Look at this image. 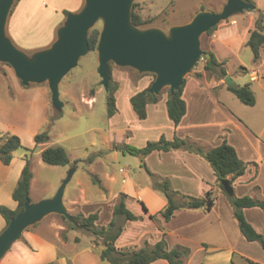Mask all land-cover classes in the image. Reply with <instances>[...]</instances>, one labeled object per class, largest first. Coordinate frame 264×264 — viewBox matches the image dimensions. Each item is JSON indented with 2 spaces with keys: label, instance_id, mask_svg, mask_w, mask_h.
Listing matches in <instances>:
<instances>
[{
  "label": "crops",
  "instance_id": "crops-1",
  "mask_svg": "<svg viewBox=\"0 0 264 264\" xmlns=\"http://www.w3.org/2000/svg\"><path fill=\"white\" fill-rule=\"evenodd\" d=\"M49 1L51 2V0ZM252 1L256 8L255 12L244 11L242 12L241 21L233 18L218 25L213 34L207 36L210 47L208 53H212L216 60L223 64L227 75L234 80L235 86L250 85L256 98L255 106L251 107L254 114H250L247 119L242 118L240 115V111H242L241 102L226 86L224 79L219 78L217 75L209 77L208 72L203 68L202 71L186 79L182 97L186 102L187 112L177 127L168 117L166 104L168 96L162 98L157 104L147 106V118L142 120L146 128L142 130L154 136H145L136 148H143L148 142L158 141L162 136L167 140H173L175 137L186 139L205 150H211L226 141L236 150L239 158L248 164L246 173L233 184L234 196L238 198L250 196L253 199L264 201V45L260 50L259 61L257 63L253 61L251 68H246L244 65L247 64L238 57L243 49L248 48L246 43L251 31L255 29L256 20L259 18L258 11H260L261 20L264 23V6L260 8L254 0ZM38 2V0H20L12 18L10 37L14 44L23 51H39L49 47L53 42L52 33L65 20L66 16L63 17L62 13L78 12L84 5V0H54V2H57L56 7L53 6L50 9L43 10L40 7L45 8L47 2L41 1L40 5ZM197 74L201 76L197 77ZM243 74H246V79L242 78ZM6 80H11L9 75L4 76L0 72L2 83L0 90L4 91V88L10 86ZM14 88L15 90L19 89L17 85H14ZM126 102L128 103V100ZM46 119L47 114L43 118L44 123L42 122L41 126H46ZM130 125H132L131 121ZM130 125L126 123L125 129L121 130L122 133ZM129 129H131L132 135L127 138L123 135L128 142L126 143L125 140L122 142L131 145L136 139L135 132L140 129L136 127H130ZM40 147L42 152L43 149L50 146L45 144ZM116 151L122 156L127 154L117 149ZM139 159L153 174L169 180L175 191L191 197H204L206 193L213 192L216 200L214 207L209 212L200 209L178 210L170 222H165L160 217L153 220L151 216L158 215L166 207L165 197L152 189L149 175H147L148 179L142 181H137L134 174L132 177L130 175L124 180L121 190H123L122 194L127 196V208L141 219L124 224V230L116 241L117 248H142L146 242L149 245H155L164 239L169 250L178 246L190 250V256L185 261V264H188L192 255V250L187 244L190 239L179 235L180 223L178 224V231L174 232L172 226L179 218L185 221V217H207L208 214L214 212L216 203L220 199L225 202L224 206L227 207L228 212L231 208L228 219L233 230L232 236L235 237V239L233 238L234 241L236 243L243 241L249 246L257 243L248 242L240 233L228 196L217 188V177L210 165L200 156L177 150L166 153L153 152L146 158L141 159L139 157ZM24 165L25 155L17 156V152L14 153V159L9 166L3 165L0 161V205L7 206L12 210L17 208V203L12 199V193ZM139 169H142L141 165H139ZM138 175H141V173H138ZM88 197L90 199L93 196ZM99 203L96 199L94 201L90 199L92 205L95 204L96 206ZM142 204L147 211L144 210ZM114 206L111 215L108 212L106 218H102V214H98V211L94 212L99 215L100 220L98 221L103 220L101 226H107L113 220ZM244 215L254 229L264 236V211L260 208H247L244 209ZM217 219L221 220V224L218 226V237L220 238L218 243L221 244L226 240L227 230L226 227L223 229L220 215H217ZM5 227L6 222L0 216V233ZM41 228L46 227L42 225L39 229L37 227L32 228L25 233V244L19 242L14 245V252L10 254H16L19 260L12 264H47L59 260L69 261L70 264H100V248L91 243V239L84 241L83 238L79 237L80 241L75 243L77 236L74 235V231L68 232L66 242L60 239L58 232L55 238L50 239L43 236ZM175 235L177 237L174 238ZM71 240L75 245L74 250L66 252L67 243H71ZM192 242L194 243V240ZM197 243L203 252L209 253V255L214 254L209 252L210 244L208 242L199 241ZM237 247L238 245L229 243L225 263L236 264L235 258H240L247 264H249L248 260L261 264ZM153 264L169 263L165 260H158Z\"/></svg>",
  "mask_w": 264,
  "mask_h": 264
},
{
  "label": "rangeland",
  "instance_id": "rangeland-1",
  "mask_svg": "<svg viewBox=\"0 0 264 264\" xmlns=\"http://www.w3.org/2000/svg\"><path fill=\"white\" fill-rule=\"evenodd\" d=\"M19 1L20 0H15L7 20L6 35L10 39L11 22ZM38 1L40 2H38L39 5L41 1L47 2L45 8L40 7L43 10L50 9L53 6L56 7L57 4L54 0H51V2L49 0ZM228 1L229 0H135L133 9L136 13L140 14L144 20H151V24L148 28H159L169 35V29L171 27L182 26L189 23L201 11L221 12L224 6L228 4ZM254 1L260 8H263L264 0ZM62 14L64 17L65 13ZM241 16L242 12H236L232 14L226 22L233 18L241 21ZM258 19H261V14H259ZM65 20L59 24V27L52 33L53 42L57 37L58 29L63 25ZM223 23L224 22L220 24ZM102 28L103 20H100L93 29H99L101 33ZM208 40L207 34L201 37V49L204 55H202L196 66L187 75L186 79L203 70L206 62L205 54L208 53L210 48ZM23 52L29 58H32L37 51L29 50ZM238 57L247 64L244 65L246 68H251L253 66V53L249 48L243 49ZM236 62L238 63V61ZM98 65V51H90L86 56L80 59L77 67L71 70L62 79L59 85V91L60 99L64 106L62 110L59 111L52 105L48 83L24 86L15 76L13 68L8 64L0 62V72L4 76L9 75V78H11V80H6L7 84L10 86L6 89L4 88V91L2 89L0 90V132L4 134H18L17 136L20 137L25 148L34 149V136L47 130L50 140L46 144L50 147H63L69 158V164L66 166H50L41 159V145L37 146L34 152L31 153H28L24 149L17 151V156L30 155L31 170L33 172L32 189L30 192L32 203H38L42 200L53 198L62 182L67 178L69 172L73 171V176L64 194V205L68 213L73 217L78 214L89 216L90 213L98 211V214H102V218H106L108 212L111 215L113 205L118 203L123 193L121 186L126 178L130 175L132 177L134 174L137 181L148 179L144 163L140 162L139 157L128 154L122 156L116 151L115 145L120 146L128 142L125 140V137L127 138L132 135V131L129 129L130 127L140 129L135 132L136 139L130 146L138 147L145 136H154L142 130L146 128L145 124L137 120L129 102L133 95L148 88L154 82V75L151 73L141 74L134 69L122 68L113 64L110 84L113 83L118 87L115 98L117 114L118 112L120 113L109 118L107 114L108 91H106L101 84V78L97 72ZM208 75L209 77L216 76V74L210 73H208ZM242 78L246 79V74H243ZM14 85H17L19 89L15 90ZM0 86H2L1 81ZM42 94L45 98H43ZM165 96H168L167 89L163 90L159 95L160 100ZM127 100L128 103L126 102ZM240 105L242 107V111H240L242 118L247 119L250 114H254V110H251V107L242 103H240ZM46 114L47 124L43 127L40 124H42V122L44 123L43 118ZM130 121L132 125H130ZM126 123L129 124L130 127L122 133L121 130ZM123 140H125L126 143H123ZM0 143H2L1 140ZM139 165L142 166V169H139ZM138 173H141V175H138ZM217 188L222 191L220 182L218 181ZM210 193L214 200H216L215 194L213 192ZM88 196H93L90 197V199H92V201L96 199V201L100 203L96 206L95 204H90ZM224 204L225 202L220 199L219 202L216 203L214 212L208 214L207 217H185V221L179 218L172 226L174 232L178 231V224L180 223L181 229L179 230V235L190 239L187 241V244L192 250V255L188 264H199L200 262L202 264H229L225 263L227 260V248H229V243L231 245H238V249L244 250V252L254 260L264 264V251L258 243L250 244L251 246H249L246 242L242 241L241 243H236L234 241L235 237L232 236L233 230L228 219L231 208L228 212ZM217 215L221 216L223 229L226 227L227 230L226 240L221 244L218 243L220 239L218 237V226L221 224V220L217 219ZM102 221H98L97 224L101 226ZM116 221L118 224L124 226L122 218H117ZM70 223L72 222L66 218H62L60 215H49L35 226L28 228L23 233L21 239L15 242L14 245L19 242L25 244V233L34 227L39 229L42 225L46 227L41 228L42 231L40 230L43 236L53 239L58 232L60 234V239L65 241L62 237L63 233L67 235L68 232L73 231L70 228ZM185 225H187L186 228H184ZM73 233H75L74 235L77 237L83 238L84 241H89V239H91V243L101 250V242L97 244L95 242L96 240L94 241V238L87 233L81 230H74ZM222 236L221 234V237ZM175 237L177 236L175 235L174 238ZM193 240L194 243L192 242ZM199 241L208 242V244H210L209 252L214 254L209 255V253L203 252L197 243ZM72 242L71 240V243H67L66 252L74 250L75 245ZM14 245L0 261V264H12L19 260L16 254L11 255L14 252ZM225 245L226 247H224ZM234 261L236 264H247L240 258H235ZM55 263L70 264L69 261L63 262L62 260L56 261ZM100 264L108 263H101L100 261Z\"/></svg>",
  "mask_w": 264,
  "mask_h": 264
},
{
  "label": "water",
  "instance_id": "water-1",
  "mask_svg": "<svg viewBox=\"0 0 264 264\" xmlns=\"http://www.w3.org/2000/svg\"><path fill=\"white\" fill-rule=\"evenodd\" d=\"M134 1L84 0L79 12L66 16L55 41L29 58L6 35L7 20L15 0H0V62L10 65L24 86L48 83L52 105L61 111L64 104L60 99L59 85L90 52L89 33L103 20L97 45V72L104 89L108 91L110 87L109 64L112 62L141 74H154L156 79L149 89L152 95L158 96L165 89L174 93L184 85L187 75L204 55L201 37L236 12L256 10L254 4L229 0L221 12L201 11L189 23L171 27L167 35L159 28L140 29L132 24ZM205 58L210 60V54H205ZM224 83L229 88L235 87L229 75L224 78ZM72 176L73 171L69 172L53 198L38 203L27 200L24 210L0 233V261L28 228L49 215H60L77 225L64 205L65 190ZM221 185L227 196H234L229 179L223 180Z\"/></svg>",
  "mask_w": 264,
  "mask_h": 264
},
{
  "label": "trees",
  "instance_id": "trees-1",
  "mask_svg": "<svg viewBox=\"0 0 264 264\" xmlns=\"http://www.w3.org/2000/svg\"><path fill=\"white\" fill-rule=\"evenodd\" d=\"M246 3L254 4L252 0H243ZM135 4L133 5L134 8ZM259 14L260 11H258ZM69 12H65L68 15ZM132 24L140 29L148 28L151 24V20H144L140 14L136 13L132 9ZM217 27L210 29L207 35H212ZM100 30L92 29L89 33V47L90 51L97 50L99 42ZM264 45V23L261 19H257L255 29L251 31L246 46L253 53V61L257 63L260 59V50ZM210 54V60L205 58L204 69L210 74H216L219 78L224 79L227 75L222 63H219L212 53ZM114 63H110V72L112 75V66ZM115 65V64H114ZM154 75V74H153ZM197 74V77H200ZM156 79V76L154 75ZM112 79V76H111ZM152 85V84H151ZM151 85L143 91L133 95L129 102L132 110L135 113L138 120L142 121L147 118V106L150 104H157L160 101V97L154 96L149 92ZM184 85L174 93L167 89V112L170 121L177 127L186 115L187 106L183 99ZM118 90L117 85L111 83L107 92V114L111 118L117 114L116 98L115 94ZM229 90L236 96V98L244 105L253 107L256 104V98L250 85L235 86L229 88ZM0 161L3 165L9 166L13 159L14 153L19 150H26L28 153L34 152V149L49 142L50 136L47 130L38 133L34 136V149L25 148L21 142L19 136L14 134H4L0 132ZM115 149L122 153H127L133 156L146 158L153 152H171V151H187L189 153L200 156L204 159L212 168L218 182H220V188L223 193L227 195L221 185L223 180L229 179L231 185L242 177L247 169L248 164L243 162L236 150L229 145L226 141H223L219 146L205 150L196 143L190 142L186 139H180L175 137L173 140H167L162 136L158 141H150L143 148H136L128 144L115 145ZM41 159L44 163L50 166H66L69 164L68 155L63 147H49L41 152ZM145 167V164H144ZM147 174L150 177L151 187L154 191L163 195L167 201L166 207L155 216H151V219L157 220L159 217L165 221L170 222L175 212L178 210H204L209 212L212 210L215 204V200L212 194L208 192L205 197H191L180 192L175 191L169 180L158 177L145 167ZM33 179V172L31 170L30 155H25V165L21 172L18 183L12 193V199L17 203V208L12 210L7 206L0 205V216L5 220L6 226L9 224L18 213L22 212L25 208L27 200L30 198V189ZM127 196L121 194L118 203L113 209V220L107 226H99L97 224L99 215L97 213L90 214L89 216H83L78 214L74 216L77 225L70 223L71 230L83 231L94 238V241L98 244L101 242L100 260L108 264H153L158 260H165L169 264H185L186 259L190 256V250L186 247L178 246L172 250H169L166 241L162 239L155 245H149L147 242L142 248L129 247V248H117L116 241L122 234L124 226L118 224L116 219L122 218L124 224L129 221H138L141 218L132 213L126 206ZM228 199L234 210V218L237 221L240 233L248 242H257L264 250V236L258 233L254 227L246 220L244 215V209L247 208H260L264 211V201L256 200L250 196H244L238 198L236 196L229 197ZM32 201V200H31ZM143 205V204H142ZM145 211L146 207L143 205ZM65 218V217H62ZM6 228V227H5ZM63 239L68 240L66 233H63ZM80 241L79 237L75 238V242ZM249 264H258L248 260ZM47 264H56L55 262Z\"/></svg>",
  "mask_w": 264,
  "mask_h": 264
}]
</instances>
